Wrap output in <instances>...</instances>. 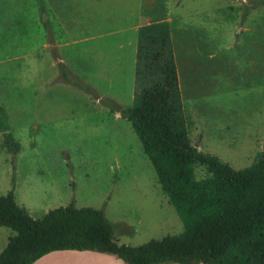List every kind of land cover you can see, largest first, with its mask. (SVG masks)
<instances>
[{
  "label": "rangeland",
  "instance_id": "1",
  "mask_svg": "<svg viewBox=\"0 0 264 264\" xmlns=\"http://www.w3.org/2000/svg\"><path fill=\"white\" fill-rule=\"evenodd\" d=\"M154 21L171 27L192 143L236 169L257 160L264 0H0V106L21 146L10 152L0 132V194L14 186L34 218L71 203L103 209L127 245L184 231L131 122L109 104H133L138 28ZM14 234L0 226V252Z\"/></svg>",
  "mask_w": 264,
  "mask_h": 264
},
{
  "label": "trees",
  "instance_id": "2",
  "mask_svg": "<svg viewBox=\"0 0 264 264\" xmlns=\"http://www.w3.org/2000/svg\"><path fill=\"white\" fill-rule=\"evenodd\" d=\"M59 65L68 79V67ZM135 82L132 105L109 104L131 122L184 231L123 244L103 209L71 203L34 218L17 203L13 186L0 194V226L16 232L0 252V264H32L69 249L113 254L125 264H264V151L252 165L236 169L192 143L168 21L139 27ZM9 129L0 106V132L17 154L21 146ZM197 165L209 175L197 178Z\"/></svg>",
  "mask_w": 264,
  "mask_h": 264
},
{
  "label": "crops",
  "instance_id": "3",
  "mask_svg": "<svg viewBox=\"0 0 264 264\" xmlns=\"http://www.w3.org/2000/svg\"><path fill=\"white\" fill-rule=\"evenodd\" d=\"M150 23V22H149ZM147 24V23H146ZM139 29V28H138ZM137 54V44H136ZM32 264H125L113 254L89 250H56L49 252ZM178 264V263H171Z\"/></svg>",
  "mask_w": 264,
  "mask_h": 264
},
{
  "label": "water",
  "instance_id": "4",
  "mask_svg": "<svg viewBox=\"0 0 264 264\" xmlns=\"http://www.w3.org/2000/svg\"><path fill=\"white\" fill-rule=\"evenodd\" d=\"M58 60H60V58H58Z\"/></svg>",
  "mask_w": 264,
  "mask_h": 264
}]
</instances>
